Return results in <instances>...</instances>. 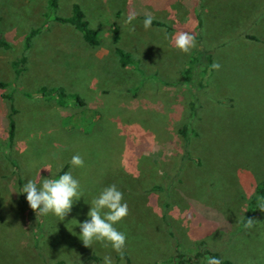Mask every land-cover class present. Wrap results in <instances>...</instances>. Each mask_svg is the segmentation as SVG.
Masks as SVG:
<instances>
[{
  "label": "rangeland",
  "instance_id": "rangeland-1",
  "mask_svg": "<svg viewBox=\"0 0 264 264\" xmlns=\"http://www.w3.org/2000/svg\"><path fill=\"white\" fill-rule=\"evenodd\" d=\"M169 1L170 15L155 16L166 0H58L55 10L49 0H0V264H104L106 255L165 264L202 242L234 264H264V211L254 201L264 183V0ZM76 2L97 47L53 21ZM132 12L135 32L124 24ZM148 14L166 27L145 30ZM179 31L195 36L189 54L173 45ZM117 46L137 64L122 67ZM195 51L201 68L188 84ZM44 87L85 105H62ZM74 155L83 167L71 165ZM65 172L82 196L63 221L37 216L23 185ZM112 184L128 205L114 225L126 235L123 257L79 238L91 201Z\"/></svg>",
  "mask_w": 264,
  "mask_h": 264
},
{
  "label": "clouds",
  "instance_id": "clouds-1",
  "mask_svg": "<svg viewBox=\"0 0 264 264\" xmlns=\"http://www.w3.org/2000/svg\"><path fill=\"white\" fill-rule=\"evenodd\" d=\"M136 13H129L124 20L125 25H130L129 31L135 32L133 21ZM154 17L150 14L145 16L143 27L148 30ZM175 49L184 54H189L196 47L195 36L186 31H179L171 37ZM214 70H219V63L211 65ZM73 167H83L84 160L80 155L71 158ZM43 169L48 170V166ZM40 173V172H39ZM20 193H26V200L33 212L37 216H47L52 214L63 221L71 212L73 205L82 196L80 182L75 179L71 172H65L58 178H41L38 175L36 180H28L22 187ZM124 201L123 193L112 184L104 188L101 193L94 198L90 205L87 216L90 219L79 223V238L84 247H92L94 242H100L103 247H111L121 257L124 255L126 235L118 231L114 226L121 222L128 215V205ZM258 209L264 211V199L260 200ZM254 226L253 219H247L245 228ZM104 264H113L110 256L104 257ZM206 264H221L215 257L206 258Z\"/></svg>",
  "mask_w": 264,
  "mask_h": 264
},
{
  "label": "trees",
  "instance_id": "trees-1",
  "mask_svg": "<svg viewBox=\"0 0 264 264\" xmlns=\"http://www.w3.org/2000/svg\"><path fill=\"white\" fill-rule=\"evenodd\" d=\"M49 7L51 10H55V8L58 7V0H49L48 2ZM54 12V11H53ZM53 21L62 23V24H69L72 27H74L83 37L84 41L90 46V47H97L100 44V39L97 34V32L91 27L87 15L84 12L83 7L79 3H73L72 5V15L70 17H54ZM153 26H159V27H166V24L162 21L159 20H154L152 22ZM38 33V30H34L31 33V36L29 37V41L32 39L34 35ZM201 40V38L197 37V41ZM115 43L118 44V38H115ZM30 46V45H29ZM28 46V47H29ZM204 52V51H203ZM115 53L118 56V62L122 67H127L129 65H136L137 62L134 60L133 56L131 53L127 52L124 50L122 47L117 46L115 49ZM205 53V52H204ZM202 52L201 51H195L193 54V61L191 62L190 66L187 67L184 72H183V81L185 83H190V80L194 75L195 70L198 68H201L198 66H194L197 62V57L201 56ZM16 65V64H15ZM17 66V65H16ZM194 66V67H193ZM198 67V68H197ZM200 72L201 69H199ZM210 70V66L208 67L207 71ZM20 72V71H19ZM0 87H3V85H0ZM40 94L42 96L50 97V98H58V101L62 105H68V102L64 101L66 99H72L74 100V105H85V102L79 97L77 94H67L64 89H54V90H48L47 88H42L40 90ZM13 108V107H12ZM15 130H16V125L15 121L11 118L10 121V134H9V141L13 142L15 139ZM186 131L185 128L181 130V134H184ZM12 162H15L14 159L11 158ZM16 166V165H15ZM17 167V166H16ZM264 199V183H262L258 187V197L255 198L254 201L262 200ZM252 210V209H251ZM249 211L245 219L242 221V224L245 226L247 219H255V214L252 211ZM198 247L200 248V252L194 254V255H188L185 256L183 254H178L175 259L170 263H165V264H199V262L203 259L206 261V258L209 257H215L221 261V264H234L231 260L225 259L220 252L217 251H212L209 249L207 244L204 242L199 243Z\"/></svg>",
  "mask_w": 264,
  "mask_h": 264
},
{
  "label": "crops",
  "instance_id": "crops-1",
  "mask_svg": "<svg viewBox=\"0 0 264 264\" xmlns=\"http://www.w3.org/2000/svg\"><path fill=\"white\" fill-rule=\"evenodd\" d=\"M176 6H177L176 2L174 4L171 1L166 0V2L164 4H160V6L154 7L151 14H153L155 16H157V15L165 16V15H168V13H169V15H170V12L172 11V9H175ZM154 20H156V19H154ZM159 21H161V20H159ZM151 26H153V25H151ZM154 27H159V26H154Z\"/></svg>",
  "mask_w": 264,
  "mask_h": 264
}]
</instances>
